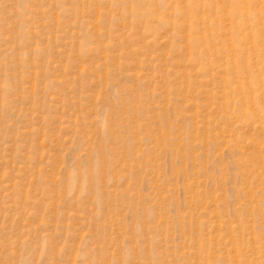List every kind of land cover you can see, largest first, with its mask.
I'll use <instances>...</instances> for the list:
<instances>
[{"label":"rangeland","instance_id":"rangeland-1","mask_svg":"<svg viewBox=\"0 0 264 264\" xmlns=\"http://www.w3.org/2000/svg\"><path fill=\"white\" fill-rule=\"evenodd\" d=\"M0 264H264V0H0Z\"/></svg>","mask_w":264,"mask_h":264}]
</instances>
